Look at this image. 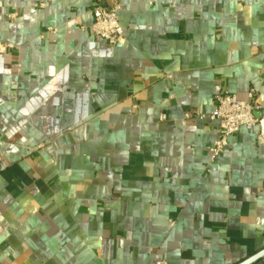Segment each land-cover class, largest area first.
<instances>
[{
  "label": "crops",
  "instance_id": "obj_1",
  "mask_svg": "<svg viewBox=\"0 0 264 264\" xmlns=\"http://www.w3.org/2000/svg\"><path fill=\"white\" fill-rule=\"evenodd\" d=\"M113 2L117 46L89 32ZM3 42L0 264H240L264 249V0H0ZM216 85L261 109L211 162Z\"/></svg>",
  "mask_w": 264,
  "mask_h": 264
},
{
  "label": "built area",
  "instance_id": "obj_2",
  "mask_svg": "<svg viewBox=\"0 0 264 264\" xmlns=\"http://www.w3.org/2000/svg\"><path fill=\"white\" fill-rule=\"evenodd\" d=\"M243 1V0H241ZM119 4L112 3L110 6L95 4L91 10L92 22L89 32L93 38L104 41L109 46H117L123 42V28L121 27L117 12ZM16 14L9 13L8 17L14 18ZM48 32L54 31L48 29ZM12 49L8 42L0 43V52ZM213 109L208 118L217 124L215 141L208 148V156L211 162L215 161L228 145V140L239 132L241 128L252 129L258 125L256 114L261 106L256 98L255 91L249 90L247 100L241 101L233 94L216 85L213 88ZM188 117V114L185 115ZM160 121L166 120L161 114ZM258 136L264 139V132L259 130ZM157 264H163L158 262Z\"/></svg>",
  "mask_w": 264,
  "mask_h": 264
},
{
  "label": "water",
  "instance_id": "obj_3",
  "mask_svg": "<svg viewBox=\"0 0 264 264\" xmlns=\"http://www.w3.org/2000/svg\"><path fill=\"white\" fill-rule=\"evenodd\" d=\"M262 258H264V249L252 255L251 257L247 258L240 264H254L255 262L261 260Z\"/></svg>",
  "mask_w": 264,
  "mask_h": 264
}]
</instances>
